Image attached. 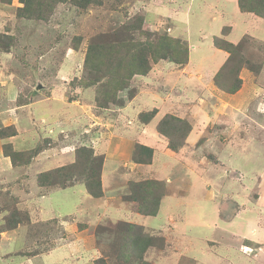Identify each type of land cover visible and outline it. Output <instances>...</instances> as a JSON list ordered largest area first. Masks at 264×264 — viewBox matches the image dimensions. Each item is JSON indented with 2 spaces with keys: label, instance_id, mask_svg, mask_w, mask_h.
<instances>
[{
  "label": "rangeland",
  "instance_id": "obj_1",
  "mask_svg": "<svg viewBox=\"0 0 264 264\" xmlns=\"http://www.w3.org/2000/svg\"><path fill=\"white\" fill-rule=\"evenodd\" d=\"M97 2L87 9L61 3L39 19L20 16L22 0H0V264H98L101 258L126 264L117 258L119 238L110 241L106 231H119L122 222L164 238L147 253L152 264H264V18L243 13L237 0L239 11L230 13V6L219 11L222 0ZM169 7L193 13L175 26L162 13ZM138 18L143 33L132 31L135 40L178 36L194 59L185 66L153 64L119 92L127 112L115 105L102 110L95 96L103 81L94 82L86 68L88 47ZM217 38L241 48L229 49L231 60L216 80L209 70L220 59L207 48L220 49ZM240 80V91L225 96ZM153 110L156 117L144 124L141 114ZM205 113L207 131L195 132L203 138L185 139V124L177 122L184 146L170 152L160 122L178 116L193 131ZM7 129L15 133L10 138L2 135ZM92 137L103 140L100 151L109 144L118 161L107 165L103 197H93L83 183L65 191L38 186L39 174L72 164L76 148ZM193 140L198 144L188 147ZM137 145L154 147L150 165L134 162ZM7 146L20 154L19 163L7 157ZM145 180L167 186L155 217L138 214V204L123 199L132 196V182ZM62 211L69 215L58 218ZM102 229L107 243L101 244ZM75 238L82 239L79 246Z\"/></svg>",
  "mask_w": 264,
  "mask_h": 264
},
{
  "label": "trees",
  "instance_id": "obj_2",
  "mask_svg": "<svg viewBox=\"0 0 264 264\" xmlns=\"http://www.w3.org/2000/svg\"><path fill=\"white\" fill-rule=\"evenodd\" d=\"M242 12L254 13L264 18V0H237ZM24 6L20 8V16L27 18L37 17L43 19L49 11L55 9L58 4L70 2L79 9H87L90 5L98 3L97 0H22ZM131 25L123 26L119 31H113L108 34H102L96 37L88 47L85 65L87 69H91L95 75L94 82L103 81L102 85H98L95 101L96 105L103 109H110L111 105L125 106V100L118 95L129 86L132 79L136 76H146L153 64L161 61H169L179 66H185L190 61V46L179 40L177 37H171L168 34L152 39L147 37L146 40H135L132 31H141L143 18ZM141 24L138 28V25ZM138 24V25H137ZM141 33H143L141 31ZM220 38L215 40L218 48L229 52V59L224 66L229 64L232 55L229 49L241 48V44L234 45L226 42L224 45L220 43ZM223 42V41H222ZM224 43V42H223ZM221 72L215 76L218 79ZM105 79V80H104ZM241 80L237 81L232 91L228 90V94H235L242 88ZM241 87V88H240ZM120 93V94H121ZM227 93V92H226ZM136 95V94H135ZM131 92L129 99L134 98ZM157 110L148 113H142L140 120L144 124H149L157 115ZM185 124L183 133L186 137L191 132V126L176 116H167L159 124V130L162 136L168 139V149L172 153H179L184 144L180 137L182 126ZM8 132L4 130V137H12L14 134L10 129ZM184 139V140H185ZM183 140V141H184ZM9 152L7 157H11L14 163H19L20 154L11 146H7ZM42 148H37L35 154L41 153ZM154 149L144 145H137V153L134 157L136 164H148L153 162ZM20 160L19 162H17ZM105 165V156L97 154L92 147L80 146L75 150V161L66 166H61L45 173H41L37 177V184L44 189H68L78 184H84L88 192L95 198L103 197L102 176ZM133 194L130 197H123L126 202L137 203L138 213L147 217H155L159 214L163 199L168 196L166 184L159 180L135 181L131 183ZM8 210V208L6 207ZM17 211L14 210L9 215V225L16 227ZM13 219H11V218ZM119 231L106 229L109 232L110 241L119 238V247L111 245L117 250V258L123 260L126 264L131 259H135L138 264H152L146 260V256L151 248L158 243L164 244V238L148 234L143 226L122 222ZM120 233V235H119ZM97 239L100 237V243H107L104 230L99 231ZM98 264H107L106 260L101 258Z\"/></svg>",
  "mask_w": 264,
  "mask_h": 264
},
{
  "label": "crops",
  "instance_id": "obj_3",
  "mask_svg": "<svg viewBox=\"0 0 264 264\" xmlns=\"http://www.w3.org/2000/svg\"><path fill=\"white\" fill-rule=\"evenodd\" d=\"M218 1V0H217ZM229 1H231V2H229ZM222 0V6L223 7H220V8H222V9H220L219 11H221L222 13H223V11H227L228 10V8H229V6H230V11H229V13L232 11V10H235V11H239V8H238V4H234L233 2H234V0ZM174 2V1H173ZM237 3V2H236ZM224 6H225V8L227 9H225L224 8ZM237 8V9H236ZM218 11V15H219V12ZM167 12H173V13H167ZM174 12H178V11H176L175 9H171V7H169V8H165V11L164 10H162V13L163 14H165V15H168V17H170V20L174 23V25L176 26V23H178V22H180V20L181 19H186V21H188L189 19H190V17H191V14L190 13H193L191 10H185V11H180V12H182V13H175V14H178L179 16H176L175 14H174ZM244 13V12H243ZM249 14H252V13H249ZM252 15H255V14H252ZM251 17V16H250ZM220 20H223L221 17H220ZM216 21V20H215ZM172 28L173 29H175L173 26H172ZM172 30V29H171ZM218 30H220V26L218 27ZM175 31H176V29H175ZM217 36V35H216ZM175 37H178V36H175ZM200 37H203V35L202 34H200ZM229 38H231L230 39V41H232L233 43H235L236 44V42H238V41H235L234 40V36L233 35H230L229 37H228V39ZM206 46H208V45H206ZM198 49V48H197ZM207 49H209L210 51H212V52H214L215 53V56L216 55H218L219 56V59H220V61L217 63V65H212L211 66V69L209 70L210 71V76H211V79H214L215 78V75H217V73L220 71V69L222 68V66H224L225 65V63H226V61H228V59H229V54L227 53V52H225V51H223V50H220V49H217V48H215V47H208ZM192 52V51H191ZM190 52V63L189 64H191L192 63V59H194L193 58V54ZM224 95L225 96H235L234 94L232 95V94H228V93H224ZM132 106V105H131ZM128 107H130V105L128 106ZM127 106L126 107H122L123 109V111H128L129 110V108H128ZM131 108V107H130ZM232 108L234 109V107L232 106ZM172 109H173V107H172ZM177 112V111H176ZM170 113V112H169ZM189 114H190V112H189ZM176 115V114H175ZM201 115H203V116H199L198 117V115H197V118H196V122L194 121V123L193 124H191L192 125V127H193V131H191V133H190V135H189V139H190V137L193 135H195V137H197V139L200 137V136H196V130L197 131H200L201 132V135L203 136L204 135V133L207 131V127H208V123H209V115H207L206 113H205V115L204 114H201ZM178 117V116H177ZM194 117H192L191 119H193ZM200 120H201V122H200ZM86 135H89V133H86ZM90 136V135H89ZM89 136H88V138H89ZM116 137V136H115ZM164 137V136H163ZM117 138V137H116ZM203 137H200L199 138V141L202 139ZM90 140H95V141H97L96 142V144H97V148H96V153L97 154H100V155H104L105 156V165H104V170H103V175L105 174V171H107V169H108V166L107 165H115V164H118L117 162L118 161H116V157L115 156H112L111 154H109V151L107 150L108 148H110V145L109 144H107V143H105V144H103V146H102V151H100L101 150V144L103 143V140L102 139H100L99 137H97V138H95V137H92ZM195 142L196 141H188V144H187V146L188 147H190V144L193 146V145H197V144H195ZM151 148H153L154 149V147H151ZM110 150H111V148H110ZM154 155H155V150H154ZM75 157V156H74ZM132 159V158H131ZM68 165V164H67ZM136 165H138V164H136ZM63 166H66V165H63ZM139 166V165H138ZM144 166V165H143ZM59 167H61V166H59ZM56 168H58V167H56ZM53 168H51V170H52ZM55 169V168H54ZM50 170V169H49ZM49 170H47V171H49ZM102 178H103V176H102ZM103 181V180H102ZM75 187V186H74ZM74 187H72V188H74ZM1 189V188H0ZM42 189H44V188H42ZM69 189V188H68ZM65 190H67V189H61L60 191H65ZM57 192V191H56ZM6 195H9V194H6ZM9 197H11L10 195H9ZM126 203V202H125ZM126 204H128V203H126ZM160 211H161V209H160ZM69 212H64V211H62V212H59L58 214H59V216H58V218H64V217H67V215H69L68 214ZM160 213V212H159ZM53 214H55V213H53ZM70 214H74L73 212H70ZM139 214V213H138ZM56 215V214H55ZM159 215V214H158ZM81 218H82V216H81ZM14 228H16V227H12V228H10V230H13ZM262 233L264 234V230H262ZM74 243H75V245H80L81 243H82V239H73L72 240ZM79 258H80V256H79ZM81 259V258H80ZM238 260V259H237Z\"/></svg>",
  "mask_w": 264,
  "mask_h": 264
},
{
  "label": "clouds",
  "instance_id": "obj_4",
  "mask_svg": "<svg viewBox=\"0 0 264 264\" xmlns=\"http://www.w3.org/2000/svg\"><path fill=\"white\" fill-rule=\"evenodd\" d=\"M229 57H230V55H229ZM88 144H89V145H88ZM92 144H94V145H92ZM85 146H87V147H92V148L95 150V152H96L97 144H96V141H95V140H90V141H88V143L85 144Z\"/></svg>",
  "mask_w": 264,
  "mask_h": 264
}]
</instances>
